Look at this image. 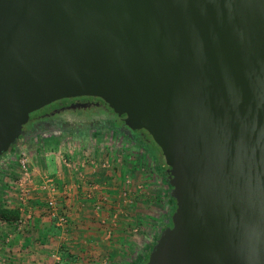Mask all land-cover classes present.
<instances>
[{
	"label": "water",
	"instance_id": "obj_1",
	"mask_svg": "<svg viewBox=\"0 0 264 264\" xmlns=\"http://www.w3.org/2000/svg\"><path fill=\"white\" fill-rule=\"evenodd\" d=\"M76 97L168 167L175 210L145 264H264V0H0V159Z\"/></svg>",
	"mask_w": 264,
	"mask_h": 264
},
{
	"label": "crops",
	"instance_id": "obj_2",
	"mask_svg": "<svg viewBox=\"0 0 264 264\" xmlns=\"http://www.w3.org/2000/svg\"><path fill=\"white\" fill-rule=\"evenodd\" d=\"M112 144L118 147L115 149L117 152L128 148L135 150V143L131 141L122 143L114 140ZM99 149L102 153L98 160L91 162L90 167L79 160V165L74 170L63 169V172L62 165L52 169L50 173L43 168L48 160L54 165L55 161L60 163L54 155L39 158L41 164L39 162L37 165L39 172L36 170L33 177L31 193L25 201L21 200V205L18 194L15 198L12 197V203L21 217L29 214L30 218L24 221L20 231L12 224L4 223L0 226V264H116L121 254V245L116 242L118 239L115 235L122 223H119V215L121 217L122 208L126 205L120 194L123 189L130 191L126 186L127 181L132 184L131 191L136 193L142 191L144 186L152 185L153 188L154 183L150 180L149 169L143 166L145 162L141 160V156L134 155V151L126 159V156L119 154L111 156L112 152L107 146ZM70 155H76V152L73 150ZM157 160L161 162L158 157ZM147 165L150 166V162ZM159 166L161 168L163 165ZM52 175L58 178L59 184L65 183L70 188L65 195L59 189L57 195L59 206L66 207L69 214V226L66 230L57 226L56 220L50 218L44 209L45 194L39 186L43 182V176ZM85 181L101 188L100 192L93 194L92 199L86 197ZM139 184H142L141 190ZM75 185H81L79 192ZM102 195L108 198V202L96 214L94 201L101 199ZM111 200L115 203L111 204ZM123 209V212L133 214L130 205L129 209L126 206ZM3 240L7 243L4 244Z\"/></svg>",
	"mask_w": 264,
	"mask_h": 264
},
{
	"label": "rangeland",
	"instance_id": "obj_3",
	"mask_svg": "<svg viewBox=\"0 0 264 264\" xmlns=\"http://www.w3.org/2000/svg\"><path fill=\"white\" fill-rule=\"evenodd\" d=\"M54 107L56 106H53V108ZM118 120V116L112 110H104L98 107L65 110L55 114L53 122L55 124H65L64 131L42 132L32 136L28 141H19L12 151L1 158L0 206H6L8 208L11 206L16 208L14 207V203H12V197L15 198L18 194L15 185L20 174L18 162L20 153H25L29 158V166L33 171L34 177L36 175V170L39 172V170L36 169L40 162L39 158H46L49 154L57 157L60 163L55 161L56 164L54 165L48 160L43 167L44 169L46 168L47 173H50L52 169H57L59 165V167L62 165L61 172L64 171L63 169L74 170L72 167L69 168L67 162H63V159L71 160V163H76L77 165H79L78 163L80 161H84L90 167L91 161L95 162L98 160V157H100V153H102L99 149L100 147L103 148L107 146L112 152L111 156L119 154L124 157L126 156V159L127 156L132 155L131 153L134 151V155L141 156V160L145 162L143 166L149 169L150 180H152L154 184L153 188L151 187L152 185L145 187L143 184L144 189L136 193L131 191L130 187L132 184L126 180V186L129 187L131 193L124 198L121 197V200L126 204L123 208L126 206L127 209H129V205L132 207L133 214L123 212L125 209L122 208L121 217L119 215V223H122L118 226V231H116L115 236L118 239L116 242H119L121 245L119 251L121 254L116 264H141L144 262L161 232L170 225V223L167 224V222H170L171 215L174 212L173 203L169 195V187L162 177L160 172L161 168L158 165L159 162H155L145 149L154 153V155L161 160L162 164L165 166L164 172H166L168 167L164 159H162L160 149L151 140L143 144L145 149L142 145H135L133 148L137 151L128 148L127 150L117 152L115 149H118V147L112 144L114 140H120L122 143L129 141L126 136L124 137L122 134L120 135L111 130L110 125L117 123ZM73 150L76 152V155L71 156L70 153H72ZM108 154L109 152L107 155ZM118 158L121 159V157ZM147 162H150V166L147 165ZM51 178L55 179L58 188L65 185V183L59 184L60 181L58 183L57 177L52 175ZM88 184H91V182L87 181L86 186ZM142 188V184H139V190ZM76 190L79 192L81 190V185H77ZM100 191L101 188L99 187L97 192ZM122 191H124V189ZM104 198L105 204H107L108 198ZM114 203V200H111V204ZM3 224L4 222L0 221V226ZM7 224H11V222H7ZM3 242L4 244L7 243L6 240H3Z\"/></svg>",
	"mask_w": 264,
	"mask_h": 264
},
{
	"label": "built area",
	"instance_id": "obj_4",
	"mask_svg": "<svg viewBox=\"0 0 264 264\" xmlns=\"http://www.w3.org/2000/svg\"><path fill=\"white\" fill-rule=\"evenodd\" d=\"M19 167H20V174L17 179V183L15 185V189L18 191L19 195V203L21 205V200L25 201L28 195L31 193V185L33 183V171L30 169L29 166V158L25 153H20L18 157ZM63 162H67V166L70 168L77 167L76 163H71V160H65L63 159ZM92 163L94 161H91ZM42 183L39 186L41 191L45 194V212L50 217L56 220L57 226L62 228L63 230H66L69 226V214L67 212L66 207H60L57 201V195L59 193V189H62L61 191L64 193V195L70 190V188L66 185H64L61 188H58V185L54 178H51L49 176H43ZM76 187V186H75ZM98 191V186L94 183L87 185V192L86 197L91 198L95 192ZM130 194V191L124 190L121 192L120 196L122 198L128 196ZM105 204V198L102 197L101 199H97L94 201V211L96 214H99L102 207ZM21 212V209H20ZM30 216L27 214V216L19 217V219L16 222L11 223L17 230L20 231L21 225L24 224V221L26 219H29Z\"/></svg>",
	"mask_w": 264,
	"mask_h": 264
},
{
	"label": "flooded vegetation",
	"instance_id": "obj_5",
	"mask_svg": "<svg viewBox=\"0 0 264 264\" xmlns=\"http://www.w3.org/2000/svg\"><path fill=\"white\" fill-rule=\"evenodd\" d=\"M85 105V107H78L77 105ZM74 109H71L70 106H75ZM53 106H56L53 108ZM91 107H98L104 110L111 109L105 105L100 99L95 97H76V98H70V99H63L60 101H56L40 111H37L33 113L29 121L26 125L23 126V130L25 131V137L26 141L30 140L32 136H35L36 134L47 132V131H64L65 130V124L63 123H54V115L65 111V110H75V109H87ZM118 121L114 125H117V129L121 132L122 135H125L130 138L137 137L138 135L143 136L147 138L149 135L144 130L139 131H132L130 130L124 123L123 116H118ZM151 140L150 136L149 139H147V142ZM19 141H25L23 137H19L16 144H18ZM15 144V145H16ZM11 148V147H10ZM1 160V159H0ZM170 222L168 221L167 224ZM169 226V225H168ZM167 226V227H168ZM151 251V250H150ZM150 253V252H149ZM149 256V255H148ZM148 259V257H147ZM147 259L145 262H142L141 264H145L147 262Z\"/></svg>",
	"mask_w": 264,
	"mask_h": 264
},
{
	"label": "trees",
	"instance_id": "obj_6",
	"mask_svg": "<svg viewBox=\"0 0 264 264\" xmlns=\"http://www.w3.org/2000/svg\"><path fill=\"white\" fill-rule=\"evenodd\" d=\"M111 126V130H113V131H115V132H117V133H119L120 135H121V132L117 129V125H114V124H111L110 125ZM110 128V127H109ZM74 133H75V131H74ZM124 137H125V135H123ZM127 137V136H126ZM127 139L129 140V141H131V142H133V143H135V145H137V146H143V144L144 143H146L147 142V139H149V136L147 137V138H145V137H143V136H140V135H138L137 137H134V138H130V137H127ZM152 141V140H151ZM17 145V144H16ZM16 145H14V146H12L9 150H8V152H10V151H12L15 147H16ZM144 147V149H145V146H143ZM146 151H147V153L150 155V157L155 161V162H158V160H157V157L154 155V153H152V152H150L149 150H147V149H145ZM8 152L5 154V155H7L8 154ZM160 154H161V151H160ZM161 156H162V154H161ZM162 159H164L163 158V156H162ZM158 165H163L162 164V162H159V164ZM164 168H165V166L163 165L162 167H161V169H160V172H161V174H162V177L164 178V180L166 181V183H167V185H168V187H169V195H170V190H171V187H170V185H169V183L167 182V176H166V174H165V172H164ZM170 197H171V195H170ZM171 201H172V203H173V208H174V210H175V201H174V199L171 197ZM19 217H20V214H19V212H18V210L16 209V208H13V207H6V206H0V221L1 222H16L18 219H19ZM149 255V254H148ZM148 257V256H147ZM147 257H146V259H147ZM145 259V260H146ZM145 260H144V262H145Z\"/></svg>",
	"mask_w": 264,
	"mask_h": 264
}]
</instances>
